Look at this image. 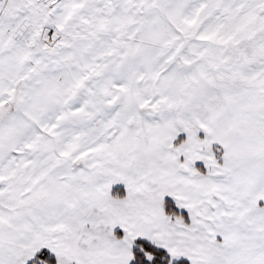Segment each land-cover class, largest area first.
<instances>
[{"label":"snow or ice","instance_id":"snow-or-ice-1","mask_svg":"<svg viewBox=\"0 0 264 264\" xmlns=\"http://www.w3.org/2000/svg\"><path fill=\"white\" fill-rule=\"evenodd\" d=\"M0 264H264V0H0Z\"/></svg>","mask_w":264,"mask_h":264}]
</instances>
